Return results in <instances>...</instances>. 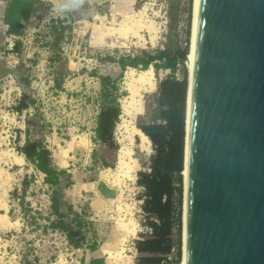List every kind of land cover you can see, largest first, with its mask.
<instances>
[{"label":"rangeland","instance_id":"1","mask_svg":"<svg viewBox=\"0 0 264 264\" xmlns=\"http://www.w3.org/2000/svg\"><path fill=\"white\" fill-rule=\"evenodd\" d=\"M11 1L19 0H0V45L5 48L0 56V264H21L23 259L34 264H98L88 246L96 242L98 247L104 240L113 245L106 249L118 251L109 252L108 264H134L135 241L147 234L140 225L137 198L141 188L135 178L137 170L147 169L152 149L150 141L141 142L132 130L147 119L156 83L169 71L152 67L151 89L133 82L140 69L134 68L129 75L132 69L126 67L117 79L118 102L123 108L113 130L119 147L117 158V150H102L91 141L99 85L90 72L117 76L116 64L98 60L105 54H134L141 49L154 52L165 46L183 50L185 41L189 49L193 0H36L33 15V0H26L20 11L19 4L11 5ZM59 20L65 27L58 43L53 44ZM51 24L56 31L50 30ZM14 40L21 43L16 52ZM182 67L188 81L187 55L182 66L177 64L176 77ZM5 68H9L6 73ZM61 71L62 91L52 87V77ZM16 77L26 81L24 88L35 100L33 107L18 114L13 110L21 95ZM25 121L30 136L42 140L52 162L71 176L72 184L61 192L86 222L81 248L71 247L61 230L51 228L49 222L55 217L49 207L50 187L15 149L23 142ZM93 149L96 158L102 154L112 166L93 161ZM181 176L180 227H173L166 239L163 264L182 261L184 174ZM24 177L30 182L19 205L14 196L21 193ZM107 188H111L110 196L104 195ZM70 218L65 215L64 221Z\"/></svg>","mask_w":264,"mask_h":264},{"label":"water","instance_id":"2","mask_svg":"<svg viewBox=\"0 0 264 264\" xmlns=\"http://www.w3.org/2000/svg\"><path fill=\"white\" fill-rule=\"evenodd\" d=\"M181 264H264V0L195 2Z\"/></svg>","mask_w":264,"mask_h":264},{"label":"trees","instance_id":"3","mask_svg":"<svg viewBox=\"0 0 264 264\" xmlns=\"http://www.w3.org/2000/svg\"><path fill=\"white\" fill-rule=\"evenodd\" d=\"M167 16L171 17L170 11L167 12ZM58 27L56 31L53 24L49 26L51 31H56L52 38L53 44H57L63 34L62 29L65 26H61L60 20ZM66 27L68 28L69 25ZM20 44L19 40H14V52ZM188 51L185 41L183 50H171L165 46L154 52L141 49L134 54L119 56L105 54L99 56L98 60L116 64L119 69L117 76L112 78L108 74H97L95 70L90 72V76L94 75L97 78L99 85L91 141L98 144L102 150L108 152L117 150V158L119 147L114 140L113 130L122 111L118 102V96L121 94L118 92L117 79L126 67L144 70L151 65L154 69L162 68L169 71L156 83L152 98L153 105L148 111L147 119L136 124V127L149 139L152 153L149 155L147 169L137 170L135 178V184L141 188L137 198L140 199L139 209L142 214L140 225L146 228L147 234L135 241L137 255L134 264H163L166 262L165 256H162L166 239L173 227L177 230L180 227L181 174L183 175L184 169L188 81L184 67L181 69L180 77H176L174 71L177 69V64L183 65L184 55L186 58ZM30 61L35 62V60ZM63 75L64 72L61 71L58 76L52 77V87L55 90L62 91ZM16 78L21 87V95L13 106V110L18 114L22 110L33 107L35 100L24 88L26 81L22 82L20 77ZM22 132L23 142L15 146V149L33 169L43 175L42 182L50 187L49 207L55 217L49 222L51 228L61 230L71 247L81 248L84 238L83 226L86 222L78 212L72 210L61 192L62 187L66 188L72 184L70 174L52 162L51 152L42 140L30 136L27 123ZM90 156L93 161H98L103 167L112 166V163L107 162L102 154L96 158L94 149ZM61 179L64 180L62 185ZM29 182L30 180L24 177L20 183L21 193L14 196L19 205H22V194L26 191ZM14 193L16 192H12ZM174 194L177 195L176 200L172 199ZM69 214L71 215L70 221H64V216ZM94 247L95 242L88 246L89 249ZM21 264L34 263L23 259Z\"/></svg>","mask_w":264,"mask_h":264},{"label":"bare ground","instance_id":"4","mask_svg":"<svg viewBox=\"0 0 264 264\" xmlns=\"http://www.w3.org/2000/svg\"><path fill=\"white\" fill-rule=\"evenodd\" d=\"M195 2L196 0H193L192 1V19H191V32H190V48H189V51H188V54H187V59H188V62H189V65L191 64V45H192V32H193V22H194V11H195ZM139 23V22H137ZM129 26V25H128ZM141 26V25H140ZM140 28V27H139ZM130 29V28H129ZM134 30V29H133ZM136 31V29H135ZM127 32V31H126ZM133 33V32H132ZM187 62V61H186ZM190 68V67H189ZM132 70L129 72V75L132 74L134 68H131ZM134 73V72H133ZM152 73H153V70H152V66H149L147 69H144V70H139L138 71V75L137 77H134L133 78V82L136 83V85H138L139 87L141 86V88H154V82L152 81ZM135 76V75H134ZM189 77H190V69H189ZM132 83V81H131ZM134 86V84H133ZM135 87V86H134ZM140 88V89H141ZM139 89V90H140ZM188 89H189V79H188V85H187V98H186V113H187V100H188ZM142 90V89H141ZM147 90V89H146ZM145 90V91H146ZM135 92V91H134ZM125 107V106H124ZM141 107L142 106H139L136 110H138V112L141 110ZM123 109V108H122ZM126 109L127 113L129 112L128 108H124ZM132 110V109H131ZM186 126V125H185ZM133 133L135 135H138L141 139V142H145V141H149V139L147 138L146 135H144L141 130L135 126H133ZM184 158H185V152H184ZM182 173L184 174V169L182 171ZM183 181H184V178H183ZM111 253H118V251L114 250V251H110Z\"/></svg>","mask_w":264,"mask_h":264},{"label":"crops","instance_id":"5","mask_svg":"<svg viewBox=\"0 0 264 264\" xmlns=\"http://www.w3.org/2000/svg\"><path fill=\"white\" fill-rule=\"evenodd\" d=\"M35 2H36V0H33V2H32V6H31V8H30V13L33 15L34 14V7H33V4H35ZM27 2H26V0H24V1H22V0H19V1H11V5L13 4V5H15V4H19V6L21 7L18 11H20V10H23V9H25V7H26V4ZM72 180V179H71ZM109 191H107L106 190V192H104V195L105 196H110L111 195V188H107ZM94 192V191H93ZM95 193V192H94ZM110 238H111V240H112V235L110 236ZM116 239V238H115ZM119 239H120V237H119ZM118 242L120 243V241L118 240ZM96 243V242H95ZM107 243V244H106ZM109 243H111V244H109ZM113 245H112V242L111 241H108V240H104L103 242H102V244L101 245H99L98 247H94L93 249H90L91 251V253H95V255H93V256H96V259H97V263L98 264H108V262H106V260L105 259H107V255H109V252L111 251V250H109V249H106V248H109V247H112ZM92 256V257H93ZM104 257L103 259L102 258H99V257ZM95 257H93V259H94Z\"/></svg>","mask_w":264,"mask_h":264}]
</instances>
